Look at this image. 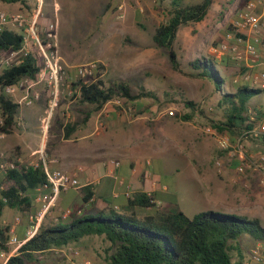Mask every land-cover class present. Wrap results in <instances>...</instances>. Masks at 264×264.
<instances>
[{"label":"rangeland","instance_id":"374dc122","mask_svg":"<svg viewBox=\"0 0 264 264\" xmlns=\"http://www.w3.org/2000/svg\"><path fill=\"white\" fill-rule=\"evenodd\" d=\"M202 1L183 0L184 4ZM170 2L129 0L123 17L119 16L118 5L115 6L113 18L104 23L105 27L111 26L110 42L106 49H98L100 39L106 36L100 28L102 19L98 13L102 11L101 5L96 0H70L68 10L72 13H67L69 16L63 19L59 31L57 21L54 22L57 25L54 30L56 37L49 39L45 33H40L42 39H49L55 44L63 64L67 66V77L60 86L58 106L68 107L70 115L65 116L69 118V123H76L77 127L81 126V119L88 111L97 108L95 104H79L73 99L77 91L72 83L81 79L78 67L92 62L98 64L97 71L106 84L122 80L129 83L135 92L141 87L155 91L159 97L157 100L147 98L130 103L118 97L109 102L107 108L125 107L130 108L133 114H140L153 107L152 113L162 112L165 117H173L177 130L171 135L182 139L180 150L187 153L188 160H194L200 173H204L205 178L202 179L199 175L191 178L188 168L182 167L183 171L178 172L176 167L184 166L186 161L181 163L178 158H173L177 146L172 140L169 141L167 135L158 133L160 139L167 141V156L154 159L149 167L154 172V179L168 184L171 193H175L166 195L167 204L158 209L162 212L182 210L190 217L201 211L215 210L259 218L264 226V140L254 135L231 137L227 132H219L214 123L224 119L223 109L218 105L221 94L210 80L199 76L189 66L196 58L213 59L210 46L219 42L226 32L235 30L237 11L245 0H212L203 20L179 27L174 49L178 53L182 71L173 68L168 49L157 47L153 41L156 27L170 16ZM22 55L23 52L17 58ZM218 68L225 80L223 91L234 92L240 86L257 88L242 78L241 68L236 62H230L226 67L218 65ZM46 86L52 99V87L47 81ZM184 98L194 100L197 108H188ZM115 100L122 102L116 103ZM81 105H87V110L80 108ZM249 105L252 117L257 119L256 126L264 124V93L256 95ZM187 114L192 115L190 120L184 118ZM208 128L226 136L229 147L221 148L217 137L208 132ZM29 134L36 135L33 131H29ZM8 139L0 137V182L5 186L9 185L3 176L6 167L20 164V153L15 148L19 139L16 135ZM203 181L214 183V191L204 189ZM218 186L227 190V194L218 192ZM145 211L144 208H137L134 214H130L114 209L108 213L133 215L140 221L146 215L156 213V210L151 213ZM108 246L104 235L85 236L78 242L40 255L37 264H109L105 259ZM256 246L264 250V241L243 237V260ZM234 259H239L236 251Z\"/></svg>","mask_w":264,"mask_h":264},{"label":"trees","instance_id":"16d2710c","mask_svg":"<svg viewBox=\"0 0 264 264\" xmlns=\"http://www.w3.org/2000/svg\"><path fill=\"white\" fill-rule=\"evenodd\" d=\"M0 1L25 3V0ZM211 2L212 0H203L184 4L183 0H171L168 20L156 27L153 41L157 47L168 49L174 69L182 71L178 53L174 49L179 27L203 20ZM23 42L24 35L19 31L5 28L0 32V51L20 50ZM230 62V59L217 61L196 58L189 66L199 76L210 80L221 94L218 105L223 109L224 119L214 123V127L221 133H229L231 137L253 136L249 132L256 126L257 119L252 117L249 103L256 95L264 93V89L240 86L234 92L223 91L225 80L218 65L226 67ZM43 64L39 48L31 43L20 63L8 66L0 73L1 133L12 134L18 122L19 103L6 88L18 85L25 77L37 79L43 70ZM72 84L77 91L73 94L77 103L95 104L97 108L118 97L130 103L147 98L159 99L155 91L141 87L135 92L129 83L122 80L106 84L97 70L88 81L79 79ZM184 103L190 109L197 108L194 100L184 98ZM184 118L190 120L192 115L187 114ZM76 128V123L66 124L65 137L70 138ZM259 137L264 140V133ZM3 176L10 184L2 186L0 182V249L9 251L10 228L1 224L4 209L8 206L29 210L39 189L47 185V177L42 162L37 165L16 164L15 167L6 169ZM92 196V191L87 192L84 201L88 202ZM155 205L152 195L141 192L129 199L128 210H132L130 214H134L135 206L146 208ZM90 235H104L109 242L105 250V259L109 264H244L243 237L264 241V226L259 218L215 210L201 211L190 217L182 210L162 212L157 209L156 213L146 215L142 221L133 215L100 212L68 223L41 226L5 264H37L40 255ZM234 251L239 255L238 260L234 259Z\"/></svg>","mask_w":264,"mask_h":264},{"label":"crops","instance_id":"0c3cea01","mask_svg":"<svg viewBox=\"0 0 264 264\" xmlns=\"http://www.w3.org/2000/svg\"><path fill=\"white\" fill-rule=\"evenodd\" d=\"M96 1L102 10L98 13L102 19L100 28L106 34L100 39L98 49H106L110 42L111 26L105 27L104 23L113 18V8L118 5V0ZM69 2L70 0H43L38 17L36 16L38 0H25V3L0 1V9L9 13L23 12L32 19H37L39 31L44 34L45 28L56 21L59 31L63 19L72 13L68 10ZM63 58L65 59L64 56ZM26 80L29 82L18 87L14 94H10L19 103L18 122L15 131L12 134H4V137L8 141L11 135L18 137L19 142L15 144V148L20 153L19 165H37L45 161L52 169L76 174L80 183L79 186L70 187L60 193L49 213L38 223L37 232L41 226L68 223L90 214L100 212L110 214L108 211L113 212L114 209L133 212L128 210L129 199L141 192L152 195L156 205L146 208L135 206L134 211L137 208H144L145 212L151 213L166 205V195L173 192L171 193L168 184L154 179V172L149 167L154 159H164L167 156L165 154L167 141L160 139L158 133L167 135L169 141L172 140L174 146H177L173 158H178L181 163L186 161L184 166L176 167L178 172L183 171L184 167L190 171L191 178L194 175L205 178L204 173H200L194 164V160L191 158L188 160L187 153L180 150L182 139L171 135L177 130L173 117H165L162 112L152 113L153 107L146 112L133 114L130 108L108 109L106 103L101 108L88 111L81 119L83 122L81 126L77 127L70 138H66L64 127L70 122L65 116L70 115L68 107L58 106V103L52 107L50 91L46 89L48 87L44 79L27 77ZM34 92L38 93V97L32 103L28 104L22 100L24 96ZM85 106L87 105H81L80 108L87 110ZM29 131L36 135L31 136ZM203 182L204 189L214 191V183ZM50 190L48 186L39 189L29 210L8 206L4 209L1 224L10 228V236L15 235L25 242L28 240L27 231L35 223L34 217L42 205L40 195ZM90 191L93 192V196L85 202L84 196ZM218 192L227 194V190L220 186ZM66 209L73 211L68 217L64 215ZM8 245L10 249L6 251L7 258L1 256L0 249V264H5L8 257L19 252L14 249V245Z\"/></svg>","mask_w":264,"mask_h":264},{"label":"built area","instance_id":"2783aa9c","mask_svg":"<svg viewBox=\"0 0 264 264\" xmlns=\"http://www.w3.org/2000/svg\"><path fill=\"white\" fill-rule=\"evenodd\" d=\"M129 0H118L119 16L123 17L126 13L127 3ZM43 0H38L36 16L41 13ZM235 30L225 33L223 38L212 44L209 48L210 55L213 59L221 61L222 59H230L236 62L242 73V78L251 82L256 87L264 89V0H245L244 5L237 11V19L235 21ZM56 24L51 23L45 28L47 38L56 37L54 30ZM5 28H13L24 35L23 46L20 50H4L0 51V73L4 68L21 62V58H17L22 52L23 55L29 51L30 44L34 43L39 48L43 57V70L38 74L37 79H44L52 87V107L57 104L60 86L63 80L67 77V66L63 64L55 44L49 39H42L37 26V19H32L23 12L9 13L0 9V32ZM6 54H8L6 56ZM22 55V56H23ZM98 70V64L95 62L78 67L77 72L81 79L88 81L90 77ZM27 77L22 78L18 85L9 86L6 91L9 94H14L18 87L26 84L29 80ZM24 80V81H23ZM26 80V81H25ZM38 97V93L34 92L23 97V101L30 104ZM116 103H121V100H115ZM208 132L215 135L221 148L229 147V139L208 128ZM255 137L264 133V124L255 126L250 132ZM0 137H4V133L0 132ZM47 177V185L50 187V192H42V205L35 215V223L31 225L27 231V237L30 239L37 233V226L51 210L58 196L63 190L70 187L79 186V180L76 174H71L60 169H52L47 163L42 162ZM218 164H221L218 162ZM4 168V165H1ZM15 165H10L8 168H13ZM5 169V170H6ZM42 189V188H40ZM72 209H66L64 215L68 217L72 213ZM25 243L12 235L8 240V244L14 245V249L19 251L20 247ZM1 256L7 258V252L2 250ZM9 258V257H8ZM244 264H264V250L261 246L252 248L244 260Z\"/></svg>","mask_w":264,"mask_h":264}]
</instances>
